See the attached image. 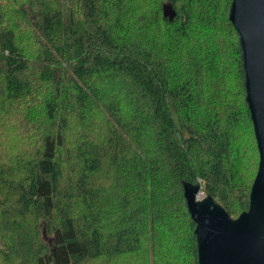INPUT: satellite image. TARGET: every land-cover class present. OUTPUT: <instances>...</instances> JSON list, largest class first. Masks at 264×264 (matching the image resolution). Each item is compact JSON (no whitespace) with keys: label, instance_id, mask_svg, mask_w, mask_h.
Instances as JSON below:
<instances>
[{"label":"trees","instance_id":"1","mask_svg":"<svg viewBox=\"0 0 264 264\" xmlns=\"http://www.w3.org/2000/svg\"><path fill=\"white\" fill-rule=\"evenodd\" d=\"M230 1L0 0V264H197L184 184L247 209Z\"/></svg>","mask_w":264,"mask_h":264},{"label":"water","instance_id":"2","mask_svg":"<svg viewBox=\"0 0 264 264\" xmlns=\"http://www.w3.org/2000/svg\"><path fill=\"white\" fill-rule=\"evenodd\" d=\"M228 18L238 35L247 103L258 151L247 209L227 214L200 187L184 184V199L195 223L197 264H264V0H231Z\"/></svg>","mask_w":264,"mask_h":264},{"label":"rangeland","instance_id":"3","mask_svg":"<svg viewBox=\"0 0 264 264\" xmlns=\"http://www.w3.org/2000/svg\"><path fill=\"white\" fill-rule=\"evenodd\" d=\"M199 196H200V199H202L205 196V193L200 190Z\"/></svg>","mask_w":264,"mask_h":264}]
</instances>
